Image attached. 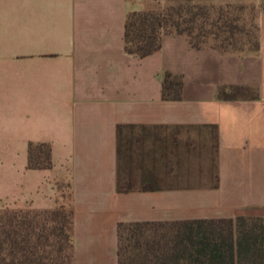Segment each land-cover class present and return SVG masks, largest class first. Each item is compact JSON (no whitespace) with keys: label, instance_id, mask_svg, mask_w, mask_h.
<instances>
[{"label":"crops","instance_id":"crops-1","mask_svg":"<svg viewBox=\"0 0 264 264\" xmlns=\"http://www.w3.org/2000/svg\"><path fill=\"white\" fill-rule=\"evenodd\" d=\"M162 0H0V209L72 212L73 264H118L120 221H264V0L257 53L163 33L124 48L131 10ZM181 74V97L161 74ZM225 84L255 98L221 99ZM51 165L28 167V143Z\"/></svg>","mask_w":264,"mask_h":264},{"label":"trees","instance_id":"trees-1","mask_svg":"<svg viewBox=\"0 0 264 264\" xmlns=\"http://www.w3.org/2000/svg\"><path fill=\"white\" fill-rule=\"evenodd\" d=\"M156 9L131 10L124 23V48L138 57L158 49L163 33H183L192 47L222 53H257L258 17L245 14V0H162ZM182 76L165 70L161 95L181 97ZM221 99L255 98L239 84L220 85ZM51 165L47 143L29 142L28 167ZM118 264H264V221L260 215L120 221ZM72 212L0 209V264H73ZM126 256V257H125ZM127 257L129 261H127Z\"/></svg>","mask_w":264,"mask_h":264},{"label":"rangeland","instance_id":"rangeland-1","mask_svg":"<svg viewBox=\"0 0 264 264\" xmlns=\"http://www.w3.org/2000/svg\"><path fill=\"white\" fill-rule=\"evenodd\" d=\"M253 2L255 3L258 10L261 7V0H245V11L244 12L246 16L248 17V19H250L251 16L254 15L257 11L256 8L251 6ZM127 261H129L128 257H127ZM125 264H131V263H125Z\"/></svg>","mask_w":264,"mask_h":264}]
</instances>
